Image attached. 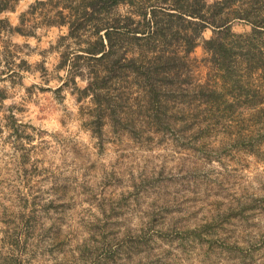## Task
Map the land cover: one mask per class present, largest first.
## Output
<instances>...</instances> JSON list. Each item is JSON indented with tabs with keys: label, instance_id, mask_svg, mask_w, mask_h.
Instances as JSON below:
<instances>
[{
	"label": "rangeland",
	"instance_id": "rangeland-1",
	"mask_svg": "<svg viewBox=\"0 0 264 264\" xmlns=\"http://www.w3.org/2000/svg\"><path fill=\"white\" fill-rule=\"evenodd\" d=\"M36 23L0 22V264H264V72L232 87L199 45L153 92L78 101L66 28Z\"/></svg>",
	"mask_w": 264,
	"mask_h": 264
},
{
	"label": "trees",
	"instance_id": "trees-1",
	"mask_svg": "<svg viewBox=\"0 0 264 264\" xmlns=\"http://www.w3.org/2000/svg\"><path fill=\"white\" fill-rule=\"evenodd\" d=\"M17 1L0 6V14L13 10ZM121 5L129 7L125 14L116 11ZM1 21L9 33L21 36L36 37L28 30L31 23L66 28L57 45H63L58 68L66 75L60 77V89L72 84L78 101L105 96L109 84L124 80L153 92L155 80L172 78L174 70L178 75L177 68L193 59L199 45L232 87L241 81L236 70L244 71L241 76L264 72V0H36L16 26ZM238 25L250 32H236ZM207 30L212 36L203 39ZM218 53L221 63L214 59Z\"/></svg>",
	"mask_w": 264,
	"mask_h": 264
}]
</instances>
